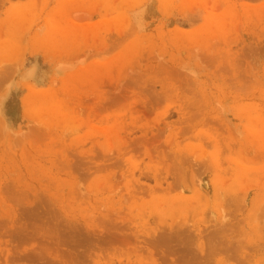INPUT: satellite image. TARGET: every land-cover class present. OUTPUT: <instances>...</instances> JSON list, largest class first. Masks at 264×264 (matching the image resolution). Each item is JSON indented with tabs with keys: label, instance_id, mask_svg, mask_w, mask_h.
Wrapping results in <instances>:
<instances>
[{
	"label": "rangeland",
	"instance_id": "374dc122",
	"mask_svg": "<svg viewBox=\"0 0 264 264\" xmlns=\"http://www.w3.org/2000/svg\"><path fill=\"white\" fill-rule=\"evenodd\" d=\"M196 263L264 264V0H0V264Z\"/></svg>",
	"mask_w": 264,
	"mask_h": 264
},
{
	"label": "bare ground",
	"instance_id": "6f19581e",
	"mask_svg": "<svg viewBox=\"0 0 264 264\" xmlns=\"http://www.w3.org/2000/svg\"><path fill=\"white\" fill-rule=\"evenodd\" d=\"M42 102V101H41ZM100 128V127H99ZM172 167V166H171ZM169 169V168H168ZM192 208V207H191ZM224 216H225V214H224ZM222 223H223V221H222ZM227 223V222H226ZM227 224H229V223H227ZM175 226V225H174ZM172 227V226H171ZM170 227V228H171ZM178 227V226H177ZM175 229V228H174ZM181 230V229H180ZM220 230V229H219ZM221 231V230H220ZM167 232V231H166ZM169 232H170V230H169ZM172 232V231H171ZM174 233H176V232H174ZM164 234V233H163ZM168 234V233H167ZM171 235V234H170ZM169 236V235H168ZM167 236V237H168ZM171 237V236H170ZM203 239V238H202ZM208 239V238H207ZM200 246V245H199ZM211 249V248H210ZM144 251V250H143ZM226 261V260H225ZM199 262V261H198ZM197 264V263H196Z\"/></svg>",
	"mask_w": 264,
	"mask_h": 264
}]
</instances>
